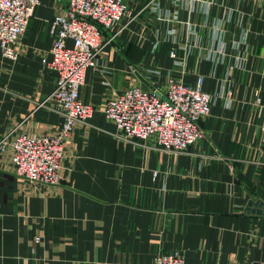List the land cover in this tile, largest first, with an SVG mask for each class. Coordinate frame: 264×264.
<instances>
[{
	"label": "crops",
	"instance_id": "1",
	"mask_svg": "<svg viewBox=\"0 0 264 264\" xmlns=\"http://www.w3.org/2000/svg\"><path fill=\"white\" fill-rule=\"evenodd\" d=\"M126 2L79 88L93 112L65 143L60 183H27L0 151V264H151L174 250L184 264H264V209L248 206L264 207V0ZM64 11V0H40L17 58L0 51V137L61 126L44 100L57 74L42 59ZM198 76L213 98L203 138L184 152L125 139L103 115L119 90L147 87L140 78Z\"/></svg>",
	"mask_w": 264,
	"mask_h": 264
},
{
	"label": "built area",
	"instance_id": "2",
	"mask_svg": "<svg viewBox=\"0 0 264 264\" xmlns=\"http://www.w3.org/2000/svg\"><path fill=\"white\" fill-rule=\"evenodd\" d=\"M64 1V13L51 20L55 29L51 59H42L57 74V82L44 100L62 114V124L53 133L21 130L8 131L0 137V151L7 155L14 173L29 184L42 187L60 183L65 143L75 123L86 122L93 112V107L79 95L86 70L98 67L99 53L105 44L104 32L117 27L128 11L126 0ZM152 2L149 5L156 8L157 3ZM39 3L40 0H0L3 57L17 58L16 44ZM205 4L208 7L209 1ZM67 40L71 45H67ZM202 83L201 76L193 84L169 77L162 85H152V89L128 86L106 101L103 115L125 139L153 138L165 151L184 152L204 136L200 121L209 113L213 97ZM259 132L260 147L264 149V106ZM151 264H184V255L178 250L161 252Z\"/></svg>",
	"mask_w": 264,
	"mask_h": 264
},
{
	"label": "water",
	"instance_id": "3",
	"mask_svg": "<svg viewBox=\"0 0 264 264\" xmlns=\"http://www.w3.org/2000/svg\"><path fill=\"white\" fill-rule=\"evenodd\" d=\"M140 80H141V82L142 83H144L147 87H149V88H153L149 83H148V81L146 80V79H144V78H140ZM256 204H258V203H253L252 201H249L248 202V206L250 207L251 205H253V208L251 209V211L253 212V211H255V210H257L258 212H261L262 211V209H264V207L262 206V204L260 203L259 205H258V208H255L256 207Z\"/></svg>",
	"mask_w": 264,
	"mask_h": 264
}]
</instances>
